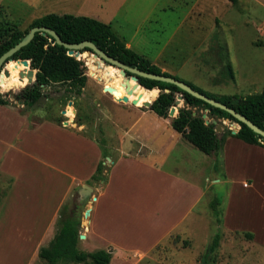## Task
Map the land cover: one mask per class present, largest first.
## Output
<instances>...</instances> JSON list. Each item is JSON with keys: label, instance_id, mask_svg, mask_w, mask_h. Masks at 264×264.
Returning a JSON list of instances; mask_svg holds the SVG:
<instances>
[{"label": "rangeland", "instance_id": "1", "mask_svg": "<svg viewBox=\"0 0 264 264\" xmlns=\"http://www.w3.org/2000/svg\"><path fill=\"white\" fill-rule=\"evenodd\" d=\"M123 1L128 15L122 18L121 11L117 21L125 20L126 26L120 27L122 31L115 33L124 41L126 48L136 53L142 52L138 54L152 64L210 94L245 96L261 91L264 85V0H237L234 4L228 0H129V3L116 0L117 8ZM29 2L31 0H0V22L9 21L25 30L34 19L47 13H69L75 16L82 13L77 8L78 1L67 2L69 5L64 7V1L52 0L38 7L35 0L34 11L27 5ZM82 55L78 59L83 63L88 78L82 94L75 96L67 92L66 85L45 88L44 97L30 112L36 117L32 125L39 126L38 118L57 123L60 121L58 124L61 125L68 117L62 112L71 107L75 116L72 127L77 126L75 130L79 132L81 121H86L88 126L84 133L83 130L79 133L95 139L105 150L103 145L107 143V138L100 131L104 130L109 137L123 132L107 121L104 124L102 117L97 119L96 114V101L100 106L112 108L108 101L110 95L104 93L103 88L113 78L106 81L104 74H92L91 67H97L102 72L108 68L88 52ZM3 78L7 90L0 87V94L6 96L9 105L19 106L17 96L26 87L27 79L24 86L15 88L9 86V77ZM10 93H14L16 98L10 97ZM117 96L114 95L115 99ZM180 106L183 107V103ZM200 112L206 114L209 121L215 120L221 124L218 136L224 134L225 142L230 141L224 142L225 145L213 156L205 155L189 145L190 151L185 159L172 152L164 166L169 173H178L185 179L190 176L194 184L203 188L201 202L195 209L200 217L199 228L192 234H186L187 239L168 238L158 248L164 247V250L153 251L139 264H264V148L248 145L229 135L228 131L238 133V124L210 119L206 111ZM2 127L6 128V124ZM15 132L16 126L11 133ZM25 141L23 145L15 142L27 155L23 154L13 167L12 162L7 160L13 150L8 153L0 146V154L6 156L4 161L13 168L21 183L26 180L34 203L31 206L37 209L39 204V209L45 212L38 219L42 222L52 202L61 196L67 179L60 174L59 169L83 177V162L78 159L82 152L78 153L74 144L69 145L60 138L50 136L45 126L32 138L26 135L21 142ZM31 154L37 158L33 159ZM189 169L194 172L188 173ZM136 180L133 179L129 185L138 183ZM98 184L99 181L89 180L86 185ZM82 185L71 189L61 201L60 208L63 205L74 208L80 200L78 192ZM14 186L15 178L0 169V264H46L38 258L37 253L52 240L57 229L56 223L27 225L24 222L16 225L1 222L2 212L14 197ZM16 191L17 197L19 195L22 199L12 201L13 207L15 203L20 206L27 204L28 193L22 187L16 188ZM93 198L94 192L86 203H92ZM168 198L172 199V194H167ZM84 213L82 203L78 209L80 235H83L81 227ZM18 216L23 219L20 214ZM215 235H219V245L204 261L202 258ZM77 248L83 251V239L79 240Z\"/></svg>", "mask_w": 264, "mask_h": 264}, {"label": "crops", "instance_id": "2", "mask_svg": "<svg viewBox=\"0 0 264 264\" xmlns=\"http://www.w3.org/2000/svg\"><path fill=\"white\" fill-rule=\"evenodd\" d=\"M46 1L52 2V0H37L38 7L43 6ZM62 1H64L62 5L64 7L69 5L67 2L78 1L77 8L82 12L78 13L79 16L90 18L92 16L93 19L110 24L114 32L122 31L120 27L126 26L125 20L117 21L118 15L123 13L122 18L128 15L127 10L124 9L126 7L124 1L119 8L115 3L116 0ZM126 1L129 3V0ZM27 5L33 11L36 9L35 0H31ZM62 10L66 9L62 8ZM114 16H116L115 19H113ZM138 53L142 54L140 51ZM153 64L155 65V63ZM161 70L165 72V69ZM157 91L153 101L159 94V90ZM113 92L112 89L108 100L112 108L100 106L96 101L97 119L101 116L102 122L105 121L104 124L109 122L115 128L123 131L122 134L109 137L107 132L99 130L101 135L107 138V143L105 142L103 145L105 150L95 139L79 133L80 130H83L84 133L88 126L86 121H81L78 127L79 132L75 130L77 126L76 128L72 127L74 115L67 117L61 125L57 121L38 118V126L32 125L36 118L30 115L33 107H26L23 104L19 106L0 105V146L4 147L8 153H10L9 150H13V153L7 156V160L12 162V167L15 161H20V157L22 158L25 154L17 145L25 144L27 141H21L26 135L27 138H32L44 126L49 129L50 136L60 138L69 145L74 144L75 150H78V153L82 152L80 156L77 155L79 161L83 162V177L57 168L60 174L66 176L67 179L64 181L61 196L57 201L52 202L53 205L46 213V219L39 222L38 219L45 212L39 209V204L37 205L39 210L35 206H31L34 203L30 198L26 180L24 179V182L21 183L13 168L4 161L6 156L0 154L1 171L15 178L14 197L8 201L5 211L2 212L1 222L16 225H21L24 222L27 225L51 222V224L56 223L57 226L61 201L73 187L87 184L102 160L107 168L103 173L105 179L99 181L98 185H90L94 192V198L92 203H83V213L87 210L89 213L87 217H83V227H81L84 236L82 252L92 253L104 250L111 254L110 264H115V262L116 264H139L153 251L164 250V247L158 248L168 238L187 239L186 234L197 231L200 217L198 213H195V209L201 202L204 190L194 184L189 179L190 176L185 179L178 173H169L164 168L172 152L185 159L187 152L190 151L189 145L191 144L171 127V119L176 116L161 118L149 108L132 105L130 101L127 103L117 102L114 99L115 92ZM63 112L62 115L68 112V109ZM3 124H6L7 129L2 127ZM15 126L16 132L12 134V129ZM103 151L105 156H103ZM31 156L33 159L37 158L33 154ZM194 166L193 163V169ZM88 167L89 171H87ZM193 169H189L188 173L194 172ZM133 179L140 180H136L138 183L134 185H129ZM19 187L28 193L29 200L24 206L15 203L13 207L12 201L22 199L19 195L17 197L16 188L19 189ZM167 194H172L173 198L167 199ZM58 201H60L59 204ZM19 214L23 219L19 218ZM129 258L137 260L133 261Z\"/></svg>", "mask_w": 264, "mask_h": 264}, {"label": "trees", "instance_id": "3", "mask_svg": "<svg viewBox=\"0 0 264 264\" xmlns=\"http://www.w3.org/2000/svg\"><path fill=\"white\" fill-rule=\"evenodd\" d=\"M236 3L237 0H229ZM33 27H45L53 30L66 44H79L90 41L104 51L108 56L115 58L131 68H137L143 72L162 74L180 80L160 67L152 64L144 56L126 48L124 41L117 36L110 24L85 16H74L70 14L56 15L49 13L34 19L27 29L21 30L15 23L0 22V56L15 46ZM88 51L89 50H85ZM68 50L64 46L56 44L49 36L40 33L34 35L33 40L13 55L14 60H30V68L35 71V81L26 86L17 96L26 107H33L42 97L44 89L51 85H66V91L80 96L86 86L87 76L83 63L72 56L67 55ZM94 58V57H93ZM106 67L105 65H103ZM20 67V64L6 66L8 72ZM114 75L119 71L112 67H106ZM4 74L0 76V87H4ZM120 77V76H118ZM196 91L209 98L219 101L227 107L245 116L261 130H264V85L259 93L239 95H214L185 82ZM139 85L146 90H159L157 98L151 103L149 109L161 118H169L168 112L177 95L183 97V107L178 110L176 117L171 119V127L179 133L188 143L200 152L208 156L216 155L225 142L224 134L218 136L215 132L216 126L209 123L205 125L201 110L206 111L209 118L228 120L239 125L237 134H228L248 145H257L264 148V139L255 134L246 125L237 122L225 111L214 108L201 100L181 91L174 85L149 80L140 77ZM0 105H9V100L0 94ZM195 114V115H193ZM60 121H58L59 123ZM103 156L105 153L103 151ZM106 167L99 162L90 181L98 182L105 179ZM83 203L77 201L74 208L63 205L59 211L57 229L54 237L46 247L40 248L38 258L46 264H110L111 254L104 250L92 253H84L78 250L80 218L78 209ZM218 204V203H217ZM213 208V207H212ZM216 214V213H215ZM219 235H215L207 248L203 260L206 261L219 245Z\"/></svg>", "mask_w": 264, "mask_h": 264}, {"label": "water", "instance_id": "4", "mask_svg": "<svg viewBox=\"0 0 264 264\" xmlns=\"http://www.w3.org/2000/svg\"><path fill=\"white\" fill-rule=\"evenodd\" d=\"M36 33H40L42 36L49 35L55 42L56 44L60 46H64L68 52V56H72L75 59H78L80 55H82L85 52L86 49L89 50L88 54L92 55L95 59L100 60L101 63H103L107 67H112L115 68L116 70L119 71V75L122 76L127 83L129 81H133L136 86H139V78H145L149 80H154L158 82H163L166 84H171L179 88L181 91L191 95L192 97L203 101L204 103L220 109L222 111H225L228 113L230 116H232L237 122L242 123L246 125L250 130H252L255 134L259 135L261 138L264 139V130H261L258 128L255 124H253L251 121H249L245 116L239 114L235 110L227 107L226 105L220 103L217 100H214L212 98L207 97L206 95L196 91L193 89L191 86L186 84L185 82H182L180 80H176L175 78L169 77V76H164L162 74H152L149 72H143L141 70H138L137 68H131L128 67L127 65L121 63L120 61L116 60L115 58H112L108 56L104 51H102L99 47H97L95 44H93L90 41H84L79 44H66L61 41L59 36L51 29L45 28V27H33L31 28L28 33L21 39L20 42H18L15 46L10 48L8 51H6L4 54L0 56V75L1 72L4 74V76L9 77V72L5 68L7 64L9 63H16V64H21L23 67L27 68L26 70V79H27V84L26 86H30L34 83L35 81V71L30 68V60H14L13 55L16 54L20 49L23 47L27 46L34 38V35ZM79 61V59H78ZM135 87V86H134ZM143 88V87H141ZM144 89V88H143ZM146 90V89H145ZM103 92L110 94L112 93V88L104 86ZM132 94V89L129 88V86L125 87V95L121 98L115 99L117 102H122V103H127L129 102L128 96ZM2 95V94H1ZM2 97L6 98L5 95H2ZM10 97L13 99L16 98L14 93H10ZM7 99V98H6ZM12 102V101H11ZM152 102H144L143 107L149 108L151 106ZM181 103H183V97L182 95H177L174 106H172L168 112V117H174L175 113H178V110L181 108ZM19 105H22V102H18ZM71 104V103H69ZM132 105L137 104V100H132L131 101ZM64 113V112H63ZM195 115V114H193ZM202 119L204 120L205 125H208L209 123L213 124L216 126L215 132L219 133L221 132V124H217L215 120L209 121L207 119L206 114L202 115ZM66 124V123H65ZM233 135L237 134V132L232 131L231 132ZM92 188L86 184H83L78 192L79 199L83 200V203L88 202L89 198L92 196ZM89 211L87 210L84 213V217L88 216ZM83 235H80L79 238L83 239Z\"/></svg>", "mask_w": 264, "mask_h": 264}, {"label": "bare ground", "instance_id": "5", "mask_svg": "<svg viewBox=\"0 0 264 264\" xmlns=\"http://www.w3.org/2000/svg\"><path fill=\"white\" fill-rule=\"evenodd\" d=\"M90 56H92V55H90ZM82 57H83V55H80L79 58H82ZM11 64H16V63L11 62L8 65H11ZM91 69L94 72L92 74H95V72L104 74L103 77L106 79V81H108V78H113V80L110 81V83L106 82V84L114 90L116 95H118L117 98L123 97L125 95V87L129 86V88L132 89V94L130 96H128L129 101L131 102L132 100H137L136 106H143L144 102L153 101V98L158 93L157 89H153V90L148 91V90H145L139 86H136L133 81H129L127 83L123 78L114 75L108 69H105L103 72L97 67H95L94 69L91 67ZM26 70H27V68L23 67L20 64V67L18 69L12 71V73L9 74V79H8L9 80V86L15 87V88L24 86L26 84V76H25ZM93 77H95V76H93ZM101 80H102V78H101ZM67 109H68V112H66L67 116L73 117L74 114L72 112L71 107H68Z\"/></svg>", "mask_w": 264, "mask_h": 264}, {"label": "flooded vegetation", "instance_id": "6", "mask_svg": "<svg viewBox=\"0 0 264 264\" xmlns=\"http://www.w3.org/2000/svg\"><path fill=\"white\" fill-rule=\"evenodd\" d=\"M80 201V200H79Z\"/></svg>", "mask_w": 264, "mask_h": 264}]
</instances>
